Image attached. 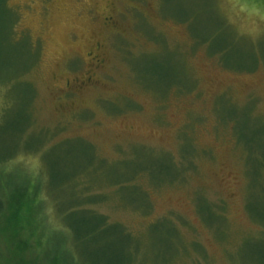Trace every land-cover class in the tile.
Instances as JSON below:
<instances>
[{
  "label": "rangeland",
  "instance_id": "obj_1",
  "mask_svg": "<svg viewBox=\"0 0 264 264\" xmlns=\"http://www.w3.org/2000/svg\"><path fill=\"white\" fill-rule=\"evenodd\" d=\"M24 177L88 264H264V0H0V198Z\"/></svg>",
  "mask_w": 264,
  "mask_h": 264
},
{
  "label": "trees",
  "instance_id": "obj_2",
  "mask_svg": "<svg viewBox=\"0 0 264 264\" xmlns=\"http://www.w3.org/2000/svg\"><path fill=\"white\" fill-rule=\"evenodd\" d=\"M85 174L87 173H79L73 179L71 186L75 187L74 193L77 192V186L81 184L80 179L82 180ZM31 179L24 177L16 187L17 190L14 194H9L6 199L0 198V233H5L9 244L12 245L5 250L6 254L0 250V264H32V262H27L24 258L27 252H31L26 251L27 248L37 250L33 256L36 258L35 261L40 264H88V262L80 260V257L73 253L67 240L60 241L58 245H52L53 236L56 235L57 231L51 229L48 223V215L49 217L51 216V209L48 207L49 205L51 206L47 198L48 194L46 197L42 195L43 183L41 184V181L37 178ZM90 179L96 182V178L91 177ZM83 192L85 193V190ZM82 197L83 195L79 198ZM80 208H84V206L79 208L72 207L64 211L60 209L64 214H60L59 219H67L69 213ZM47 209L49 213H47ZM89 213L98 217L99 225L97 227L101 225L105 227L107 224L105 217L98 216L95 212ZM31 229L35 232L30 231ZM36 232H39V235L35 239V246L33 247L30 245V239L35 238ZM11 247L14 248L13 252H10Z\"/></svg>",
  "mask_w": 264,
  "mask_h": 264
}]
</instances>
